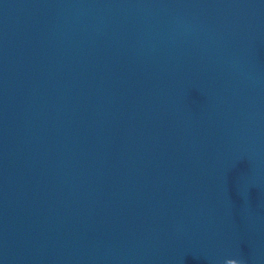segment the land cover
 <instances>
[{
  "label": "water",
  "instance_id": "water-1",
  "mask_svg": "<svg viewBox=\"0 0 264 264\" xmlns=\"http://www.w3.org/2000/svg\"><path fill=\"white\" fill-rule=\"evenodd\" d=\"M0 264H264V0H0Z\"/></svg>",
  "mask_w": 264,
  "mask_h": 264
}]
</instances>
